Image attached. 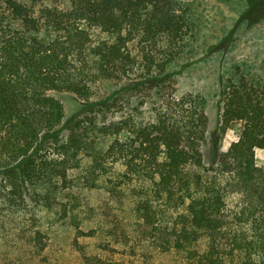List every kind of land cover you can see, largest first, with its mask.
Wrapping results in <instances>:
<instances>
[{"label": "trees", "instance_id": "trees-1", "mask_svg": "<svg viewBox=\"0 0 264 264\" xmlns=\"http://www.w3.org/2000/svg\"><path fill=\"white\" fill-rule=\"evenodd\" d=\"M193 15L182 0H0V231L32 205L72 230L80 264H264V80L222 77L220 127L242 128L212 161L198 97L169 94L197 52ZM50 90L85 108L64 121ZM79 190L123 198L119 231ZM49 234L32 230L29 251Z\"/></svg>", "mask_w": 264, "mask_h": 264}, {"label": "rangeland", "instance_id": "rangeland-1", "mask_svg": "<svg viewBox=\"0 0 264 264\" xmlns=\"http://www.w3.org/2000/svg\"><path fill=\"white\" fill-rule=\"evenodd\" d=\"M17 1L26 5L31 3V0ZM182 1L190 6L199 23L198 46L193 57L172 65L174 70L180 66L182 69L175 76L174 88L169 94L198 97L208 119L203 150L216 161L217 152L229 142L238 140L242 128L239 120L229 123L224 131L220 127L222 77L240 69L250 78L264 80V0ZM42 3L66 7L70 0H42ZM38 7L36 4L35 8ZM113 88L114 85L105 84L103 90L108 92ZM47 93L62 103L64 121L85 108L84 102L70 92L50 90ZM254 159L257 166L264 168V148L254 149ZM76 195L80 198L82 212L94 215L99 222L119 231L116 226L125 219L127 210L123 198L110 197L102 190H79ZM32 208L30 205L24 219L18 216L8 221L5 229L0 231V264H80L70 244L72 230L64 225H46L32 219L34 215L37 218L43 216L38 209ZM43 226L50 228V236L47 249L37 256L29 251L28 239L32 230Z\"/></svg>", "mask_w": 264, "mask_h": 264}]
</instances>
